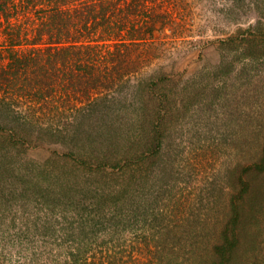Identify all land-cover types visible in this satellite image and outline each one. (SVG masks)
Returning a JSON list of instances; mask_svg holds the SVG:
<instances>
[{
    "label": "trees",
    "instance_id": "1",
    "mask_svg": "<svg viewBox=\"0 0 264 264\" xmlns=\"http://www.w3.org/2000/svg\"><path fill=\"white\" fill-rule=\"evenodd\" d=\"M213 5L230 17L254 10L264 18V0H0V146L45 149L46 140L33 130L46 120L47 133L62 145L63 137L91 140L72 156L54 152L44 161L40 170L48 172L52 183L27 176L31 188L22 187L19 194L29 199L40 194L51 214L32 230L7 225L0 213V264L144 263L148 238L154 236L150 231L145 241L136 240L126 251H117L112 241L119 231H145L147 222L163 216L144 206L133 185L141 188L135 180L145 169L141 160L146 151H157L152 132L164 129L173 113L171 90L179 72L174 50L187 40L182 34L196 6L205 15ZM251 29L262 30V22ZM106 147L117 149L108 156ZM10 151H3L0 160ZM68 171L69 176L64 174ZM247 172V179L256 175L261 180V190L255 202H250L251 193L242 196L236 223L226 229L217 257L207 264H264L262 249L241 248L246 242L256 244L252 238L263 233L264 146ZM12 195L0 186V207ZM159 199L150 198L149 205ZM70 204L85 205L71 208L81 219L66 217L62 206ZM251 205L259 207L254 215ZM249 222H256V235L244 233ZM67 242L74 244L68 256L55 249ZM38 245L42 251L31 259L28 255Z\"/></svg>",
    "mask_w": 264,
    "mask_h": 264
},
{
    "label": "rangeland",
    "instance_id": "2",
    "mask_svg": "<svg viewBox=\"0 0 264 264\" xmlns=\"http://www.w3.org/2000/svg\"><path fill=\"white\" fill-rule=\"evenodd\" d=\"M208 7L209 13L200 15L196 6L182 34L187 40L179 41L174 50L175 69L179 72L171 90L175 99L173 113L164 129L152 132L158 138L157 151H146L141 160L145 169L141 178L134 179L141 182V188L134 184L133 190L144 206L161 211L163 216L147 222L145 231H119L112 241L117 251H126L136 240L145 241L146 231H150L154 236L148 238L150 249L144 250L147 258L143 264H207L217 257V246L223 243L226 229L236 223L235 212L242 196L251 193L252 202L261 190V180L256 175L247 179L246 175L248 166L259 161L264 146V18L254 10L230 17L218 13L216 5ZM260 21L262 30L251 29ZM250 33L256 34L251 38ZM247 38L254 40L248 43ZM45 123L33 130L35 137L46 140L45 149L0 146V155L12 151L7 159L0 160V164L4 163L0 186L13 193L10 201L3 200L6 206L0 207V213L7 217L2 221L7 225L33 230L44 219L47 221L45 214L51 213L47 204L40 203V194L32 199L19 194L22 187H30L27 176L52 183L48 172L40 170L45 167L44 161L54 152L72 156L91 142L90 138L72 141L63 137L62 145L49 136L50 124L44 126ZM91 133L95 140V132ZM116 149L109 152L106 147L109 153H105L109 156ZM64 174L69 176V171ZM37 187L40 190L41 185ZM154 197L160 199L151 206L149 200ZM84 206L70 204L62 208L67 218L81 219L71 208L81 210ZM250 207L253 215L259 209L256 205ZM260 228L263 233L252 238L256 244L251 241L253 245L249 247L246 242L242 250L255 246L264 254V223ZM111 231L115 234V229ZM111 231L106 239L111 238ZM256 232V222H249L244 233L251 236ZM99 235L98 242L105 238L104 233ZM123 236L132 241H119ZM99 244L95 243L96 249H101ZM39 245L28 255L31 259L40 255ZM58 247L68 256L74 244L63 243L55 249Z\"/></svg>",
    "mask_w": 264,
    "mask_h": 264
}]
</instances>
